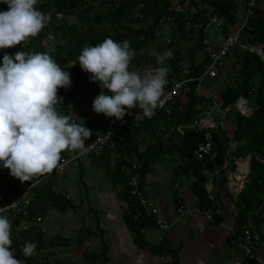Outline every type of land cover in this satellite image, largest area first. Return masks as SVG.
<instances>
[{"label":"trees","instance_id":"obj_1","mask_svg":"<svg viewBox=\"0 0 264 264\" xmlns=\"http://www.w3.org/2000/svg\"><path fill=\"white\" fill-rule=\"evenodd\" d=\"M245 1L200 0V4L197 5L196 1L190 0L189 4L196 9V13L189 15L188 11L184 9L180 12L175 11L170 0H39L36 7L51 16L49 23L39 35L48 30L52 31L53 39L56 41L53 58L61 67L70 72L72 80L69 88L58 89V95L61 97L58 104L59 110L66 115H70L72 112L82 116L85 109V97L93 88L100 86L99 82L90 81L91 74L84 72L78 64V56L85 45L94 46L102 42L105 37L110 36L117 41H130L136 54L143 44V37L150 35V28L146 30L136 28L134 27L135 23L151 18L156 24L162 18H171L174 20L173 25L176 32L182 39L193 41L192 48L187 52V60L191 65L188 74L184 77H196L202 73L205 64L204 60L199 64H194V55L201 50L203 34L199 33L194 36L192 30L184 29L185 12L192 19L216 16L223 24L222 32L226 36L228 29L236 26L237 6L243 5ZM182 6L184 8L185 4L183 3ZM7 8L8 5L0 0V10H7ZM95 8H99L97 12L93 10ZM253 10L255 16L245 29L243 41L253 45L257 41L264 44V22L257 18L256 7ZM137 12L139 15L135 17ZM69 17H73L76 22L69 23L67 21ZM38 40L39 38L36 36L30 37L21 45L0 50V62H2L5 53L14 54L19 50L34 52L33 43ZM261 53L264 57V48L261 49ZM179 55L178 51L174 56L178 57ZM230 57L233 62L230 68L235 79L221 91L218 98L219 107L221 110L232 107L242 97L249 102L253 109L245 115L239 112L232 115L233 129L230 137L224 128L218 125L212 129L211 148L216 153L213 158L205 156L202 160H196L193 157V151L203 141V134L208 130L205 127L197 133L194 132L195 124L200 120L199 115L203 113V109L199 105H207L211 102V99H205L195 93V82L189 84L184 90L183 93L186 97L184 103H180L177 99L167 111L155 110L152 117H146L136 127L122 123L116 128L113 126L114 119H109L110 128H108L114 129L112 139L97 157H90L96 167L103 170L104 175L110 179L111 185L117 188V196L126 206L125 214L122 217L123 222L133 234V243L139 248L146 247L142 230L154 222L129 196L127 180L131 175V165L134 162L143 163L141 171L144 176L148 171L146 161L158 149L155 145H151L147 146L143 153H139L141 141L137 140L138 136L147 135L151 139L157 140L156 145L163 148L164 145L162 146L160 143L159 137L164 130L158 129L159 125L168 130L172 127L171 134H175L179 139V144L173 146L179 157V160L175 161L173 179H178L182 172L191 178V190L197 199V206L214 210V222H221L222 218L215 215L217 199L215 200L213 197L210 200L209 194L205 190V184L209 180H212L214 184L216 177L225 182L228 172L234 170V160L249 156V172L234 201L238 211L234 216V227L237 233L233 237L229 236V240L233 241L231 244L234 245L241 239L243 231L250 227L248 222L254 224L257 229L261 224V207L264 201V58L262 59L253 51H234ZM139 58L134 55L132 61L139 62ZM173 72L177 73V69H174ZM173 72L168 73V77L174 76ZM78 94H81V97H77ZM137 110L139 108L133 109L130 115ZM70 116L72 117V115ZM220 118L219 115L217 122ZM164 147L168 155L172 154L169 147ZM225 162L227 163L226 168L223 169ZM6 172L10 173V170L0 167V203H8L11 197L18 194V183L22 182L13 176L4 181ZM35 179L36 177L33 178V181ZM24 183H31V181H24ZM64 199L60 193L54 192L48 183L35 187L32 190L30 207L28 206L29 219L42 216L51 209L64 212L71 207L69 202ZM22 221L23 218L20 216L13 217L11 220V233L14 230L18 233L11 235L12 244L10 246L14 250L16 258L24 261V264H48L51 261L46 258L48 256H43L42 260L37 256L45 246L42 233L38 230L35 231V228H30L27 231L17 229ZM249 231L251 230L249 229ZM27 241L37 244L34 256L23 254V247ZM104 252L103 247L98 255L92 254V260L102 259L103 262H106ZM171 264H177L174 257ZM241 264H258V262L256 259H245Z\"/></svg>","mask_w":264,"mask_h":264},{"label":"clouds","instance_id":"obj_2","mask_svg":"<svg viewBox=\"0 0 264 264\" xmlns=\"http://www.w3.org/2000/svg\"><path fill=\"white\" fill-rule=\"evenodd\" d=\"M39 0H3L0 10V50L21 45L37 36L51 16L36 5ZM135 55L130 41L112 37L96 45H85L78 56L80 68L99 82L101 92L92 103L96 114L123 122L131 109H141L152 117L162 103L169 68L160 66L141 74L131 69ZM77 65V64H74ZM70 72L47 52L5 53L0 62V167L20 181L60 170L62 152L81 153L92 130L78 123L59 108L58 89L71 86ZM107 90V91H105ZM109 135H111L109 133ZM32 186V185H31ZM0 207V264H24L11 250V222ZM37 244L27 241L25 256L36 254Z\"/></svg>","mask_w":264,"mask_h":264},{"label":"crops","instance_id":"obj_3","mask_svg":"<svg viewBox=\"0 0 264 264\" xmlns=\"http://www.w3.org/2000/svg\"><path fill=\"white\" fill-rule=\"evenodd\" d=\"M256 13L257 18L264 22V0L257 3ZM261 44L264 48V44ZM96 135L98 134H92L85 143ZM249 161L250 157L236 159L234 170L228 172L225 182L218 177L214 184L212 180L207 181L205 185L207 194L217 199L215 215L222 218L221 222L213 223L201 218H176L174 210L178 203L187 207L197 205V199L191 190L192 180L183 172L180 173L181 178L174 180L172 167H175L176 163L172 165L168 160L151 165L143 178L141 191L144 198L158 210L160 217L169 228L166 231H159L154 223L148 225L142 230L146 247L139 248L133 243V234L123 222L126 206L117 196V188L111 185L107 176L98 174L94 170L93 167L96 165L89 158L84 159L83 165L77 168L78 170L72 167L63 175H55L53 179L48 180L53 186V191H58L60 188L66 198L68 195H77L72 190L74 183L83 185L86 198L89 196L91 204V209L87 213L85 209L90 206L87 203L78 213L73 211L70 213L68 210L67 213L60 212L57 209L50 211V220L45 228L47 232L45 230L42 232L46 236L48 231L63 234L65 238L59 241L60 246L67 248L64 251L66 259L59 261L50 259L51 262L53 264H171L174 257L177 264H241L243 257L231 244L229 236L234 227V216L238 212L234 201L249 172ZM226 164V162L223 164V169L226 168ZM75 171L80 175L75 177ZM84 171L85 175L82 177ZM261 208L262 221L258 229L248 222L250 226L248 228L257 239L255 259L258 264H264V201ZM60 217L65 219L67 217L70 221L60 225ZM147 217L153 222L151 217ZM54 247L52 250L56 251ZM103 247L106 262L102 259L92 260V254L98 255Z\"/></svg>","mask_w":264,"mask_h":264},{"label":"built area","instance_id":"obj_4","mask_svg":"<svg viewBox=\"0 0 264 264\" xmlns=\"http://www.w3.org/2000/svg\"><path fill=\"white\" fill-rule=\"evenodd\" d=\"M257 1L258 0H246L244 2L245 7L242 16L240 17L239 23L235 26V31L232 34L226 36L222 34L223 24L221 20L218 19L216 16H207L206 19L198 17L196 19H192L188 17L187 13L185 12L183 19L184 29L187 31L192 30L194 36L198 35L199 33L203 34V38L201 41V52L203 53L205 60L203 71L200 75H197L196 77H188L184 79H175L173 78V76L168 77L167 74V83L165 85L164 94L162 96V103L155 110L167 111L172 105L175 104L177 99H179L180 95L191 83L195 82L196 87H200L201 85H204L205 82L208 80H216L220 76L222 71L225 69L228 57L232 56L234 51H253L256 52L262 59L264 58L261 53V49L255 50L253 44L246 43L243 41L245 29L249 26V22L251 21V19L254 18L255 14L253 9L256 7ZM183 9L185 11H188L187 5H185ZM211 27L216 28L220 32L218 36L223 38L222 43H213L208 41L207 30ZM189 45L190 47H192L193 41L189 42ZM150 70H147L145 73L149 72ZM231 108H234L236 112H239L242 115L248 114L253 109V107L249 105L248 101L242 97H240L232 105V107H226L224 110L217 108L222 116V118H220V120L218 121L220 127H222L221 125L226 116V113H228ZM207 116H209V114H206V117ZM145 118L146 116H144L142 114V110L139 109L134 112V114L128 116L127 119L124 120L123 124H129L131 126L136 127ZM216 124V121L212 123L208 119L203 121L200 119L195 124V133H197L202 128H208V130H206L203 134V141H201L198 144L197 148L193 151V157L196 160H202L205 156L211 158L215 156L216 153L211 148V140L212 129L216 126ZM109 133L111 135H109ZM113 134L114 129L107 128L106 130L94 136L92 139L85 143L87 146L88 144L94 143L99 137V140L95 144V146L89 147L83 153H81L79 150H76L74 152L64 151L61 155V163L63 164V167L60 170H53L52 173L39 176L31 183H18V194L11 197L8 203H0V207L8 206L4 214L8 215L10 222L13 217L20 216L23 218V221L20 223L17 229L21 231H27L30 228H35L38 223H40L41 219L39 217L29 219L28 202L32 197V190L35 187H39L40 185H42L41 183L45 181L44 179L48 176L63 175L71 167L79 166V164L82 163L84 159L90 157H97L100 154L101 150L107 145H109ZM141 168L142 164L140 162H134L131 165V175L127 180V190L129 196L137 200V203L141 210L147 216H150L152 218L155 227L159 231H166L169 226L160 217L158 210L154 208L151 203H149L144 198L142 194L141 187L143 181V174ZM174 188H176V186ZM209 198L210 200H212L213 196L209 194ZM174 213L176 218H201L210 223L214 222V210H212L211 208H203L197 205L194 207H187L182 203H178L175 207ZM236 233L237 230L235 229V227H233L230 231V236L233 237ZM231 243H233V241H231ZM234 245L237 251L242 255L243 260L255 259L257 239L253 234L252 230L249 231L248 227L246 230L243 231L241 239ZM49 263L53 264L51 261H49Z\"/></svg>","mask_w":264,"mask_h":264},{"label":"rangeland","instance_id":"obj_5","mask_svg":"<svg viewBox=\"0 0 264 264\" xmlns=\"http://www.w3.org/2000/svg\"><path fill=\"white\" fill-rule=\"evenodd\" d=\"M189 1L190 0H170V3L174 7L175 11H179V12L182 11V9H183V6H182L183 3L185 5H188L189 15H193L196 13L195 12L196 9L193 6H190ZM194 1H196L195 3L197 5L200 4V0H194ZM234 1L235 0H232V2H234ZM244 7H245L244 3L241 6L240 5L237 6L236 13H235L236 21H237L235 23L236 25L240 21V17L242 16ZM98 9L99 8H95L93 10L95 12H97ZM138 15H139L138 12L135 13V17H138ZM67 21L69 23L76 22V20L73 17L67 18ZM173 24H174V20H172L171 18H162L156 24H154V21L151 18H148L147 20L135 23L134 27H136V28H140L143 30L150 28L149 29L150 35L143 37V40H142L143 44H142L141 48L138 50V52L135 54L136 56L140 57L139 62L131 61L130 67L132 70L137 71L138 73L144 74L147 70L155 69V68L160 67V66H167L169 68L168 73L173 72L174 69H177V73L173 72L174 73L173 78H175V79L176 78H179V79L186 78L184 76L186 74H188L189 67L191 65V63L187 60V58H188L187 52L192 47H190V45H189V40L182 39L180 34L176 32V29H175ZM48 28H49V26H48ZM235 29H236V27H231L230 29H228V33L226 35L232 34L235 31ZM219 33L220 32L216 28H214V27L209 28L207 30L208 41L213 42V43L214 42L215 43H222L223 38L220 36H217ZM222 34H224V33L222 32ZM36 37H38L39 40L34 41L33 51L34 52H47L53 57V52L55 50L54 45H55L56 41L53 39L52 31L48 30L41 35L38 34ZM190 42H191V40H190ZM178 51L180 52V55L178 57L174 56L175 53H177ZM203 60H204V56L200 50V52H197L194 55V64H199ZM231 64H233L232 59H231V57H228V61H227L225 69L222 71L220 76L216 80H214L215 82L208 80L205 82L204 85H201L200 87H195V93L198 96H202L203 98L209 99V100L211 99L210 104L199 105V107L203 109V113H201L199 115V119H201L202 121L206 120V119H208L212 123L216 121V123H217L216 125L220 126L219 122H217L219 115L222 118L221 114L218 112L219 110L217 109V108H220V107H218L219 106L218 98H219V95H220L221 91L223 90V88H225L229 83H231V81L233 79H235V76H234V74L230 68ZM101 90H102L101 86H97L96 88H93V90L91 92H89L87 97H85V100H84L85 109H84V113L82 116H79L76 113H72V112L70 114V115H72V117L74 118V120L76 122L85 123V126L88 127L89 129H91L92 133L94 135L100 134L103 131V129L108 128L109 127V125H108L109 119H111V118L105 117L103 114L98 115L92 110L93 100L101 92ZM77 97H81V94H78ZM178 100L180 103H184L186 101V97H185L184 93H182L180 95ZM178 109L180 110V108H178ZM132 110L133 109L129 110L126 113V115L123 119V122H124V120L127 119L128 116H130ZM61 112H63V111H61ZM206 114H209V116L206 117ZM235 114H236V111L234 110V108H231V110L228 113H226V116H225L223 123L221 125L222 128H224V130L229 134V137H230V135H231L230 133L232 132V129H233L232 115H235ZM112 119H114L113 126L116 128L123 123L121 121L115 120V118H112ZM98 127H100L102 129V131H101V129H98ZM171 128L172 127H170V129L168 130L166 127H163L162 125H159V127H158V129L164 130L163 133L159 137V141H160V143H162V146L164 145V146L169 147L170 151L172 152V154L170 153V155H168V153L165 152L164 146H163V148H160L158 145H156L157 140H153L150 137H148L147 135L138 136L137 140L141 141V144H140L141 146L138 149L139 153H143V151L145 150V148L147 146L155 145L156 149L158 148L155 151V153L151 154L149 159L146 161L148 169H149V167H151V165L161 164L166 160H168L169 163H171L172 165L175 164V161L179 160V157L177 155V150L173 147V146H177L179 144V139L175 134H171V130H172ZM89 159L91 160V158H89ZM235 160H234V162H235ZM82 163H80L79 166L75 168V170H78L77 168H79L81 165H83ZM112 163H113V161H112ZM141 164H142V169H143V163H141ZM175 167H176V165H175ZM175 167L173 166L172 168L175 169ZM93 168H94V170L97 171L98 174L104 175L103 170L98 169L97 167H93ZM71 171H73V170H71ZM145 174H144V176H145ZM78 175H80L78 173V171H75L74 176L76 177ZM81 175H82V177H84L85 171L82 172ZM144 176H143V178H144ZM4 177H6V179H4V181H5L7 179H10L11 175L9 172H6V175ZM52 177H53L52 175L48 176L47 178L44 179L45 181H43L41 184H44V183L50 184V182L48 180L53 179ZM179 178H181V177L179 176ZM50 187H52V190H53V186L51 184H50ZM72 190L75 191L77 193V195L76 196L68 195V198H66V196L63 195L60 188L58 189V191H54V192L60 193V195L65 198L64 200L69 202L71 207L67 208L65 210V212L68 210V212H70V213L72 211L78 213V211L81 210L82 208H84L85 205L90 204L89 196L86 198L87 194L84 193L83 185H81V184L74 183ZM132 200L137 202V200L135 198H133ZM30 202H31V198H30L28 204H30ZM93 206L94 207L96 206L95 203ZM90 209H91V204H90L89 208L85 209V212L87 213L88 210H90ZM50 211H52V209L47 210L44 213V215L39 216L41 221L35 227V231L38 230L42 233L43 243H45V246H43V249L41 250V252L38 253L37 256L39 259L41 258V260L43 259L42 258L43 256H48L46 258L59 261V260L66 259L64 251L67 248H63L62 246L59 245V243H60L59 241H62V239H64L65 236H63V234H61V233H55V232L49 233V231H48V236H46L42 232L46 228V223H48L50 220L49 219ZM68 221H70V219H68L67 217H66V219L63 217H60L59 223H60V225H65L66 223H68ZM45 231L47 232V230H45ZM12 234L16 235L18 233L16 230H14L11 233V235ZM51 243H52V246L56 247V249H55L56 251L52 250L53 248L51 246ZM57 246H59L60 248H57ZM11 250L13 251V253L15 255L14 250L13 249H11ZM48 264H50V263H48Z\"/></svg>","mask_w":264,"mask_h":264},{"label":"water","instance_id":"obj_6","mask_svg":"<svg viewBox=\"0 0 264 264\" xmlns=\"http://www.w3.org/2000/svg\"><path fill=\"white\" fill-rule=\"evenodd\" d=\"M262 46H263V45H262L261 43L256 42V43L254 44V49H255V50H258V49H259V50H260V49L262 48Z\"/></svg>","mask_w":264,"mask_h":264}]
</instances>
